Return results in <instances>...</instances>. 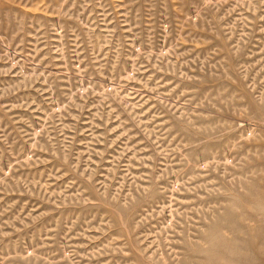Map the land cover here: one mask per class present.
<instances>
[{
    "label": "rangeland",
    "instance_id": "1",
    "mask_svg": "<svg viewBox=\"0 0 264 264\" xmlns=\"http://www.w3.org/2000/svg\"><path fill=\"white\" fill-rule=\"evenodd\" d=\"M0 264H264V0H0Z\"/></svg>",
    "mask_w": 264,
    "mask_h": 264
}]
</instances>
